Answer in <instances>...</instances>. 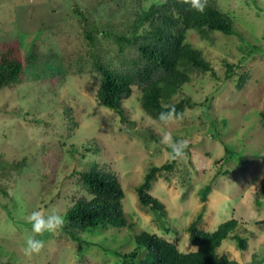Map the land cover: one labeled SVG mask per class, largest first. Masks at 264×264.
Here are the masks:
<instances>
[{
	"label": "rangeland",
	"instance_id": "1",
	"mask_svg": "<svg viewBox=\"0 0 264 264\" xmlns=\"http://www.w3.org/2000/svg\"><path fill=\"white\" fill-rule=\"evenodd\" d=\"M153 1L160 0H0V54L17 42L27 60L19 83L0 89V264H120L114 251L131 250L142 230L175 242L180 251L195 250L187 228L202 209L200 229L212 231L230 218L238 222L219 254L241 264L264 260V0H215L232 17L236 34L211 31L202 38L187 30L186 41L202 51L211 70L190 75L170 103L189 97L193 106L167 121L142 109L135 85L122 114L98 103L100 75L85 36L87 26L97 28V53L122 66L136 52L120 49L101 31L127 33L140 4ZM242 56L246 60L226 77V63ZM166 134L187 142L182 158H171ZM170 162L173 167L149 189L164 205L163 226L139 202L136 187L151 166ZM93 167L117 177L126 224L80 231L87 241L82 250L62 229L36 234L44 247L26 256L22 249L33 235L27 216L37 209L62 215L81 194L88 197L77 179ZM206 185L211 188L203 201ZM235 232L247 238L245 250Z\"/></svg>",
	"mask_w": 264,
	"mask_h": 264
},
{
	"label": "trees",
	"instance_id": "2",
	"mask_svg": "<svg viewBox=\"0 0 264 264\" xmlns=\"http://www.w3.org/2000/svg\"><path fill=\"white\" fill-rule=\"evenodd\" d=\"M190 4L191 0L153 1L146 7L140 4L132 19L128 20L127 33L102 30L104 36L113 37L120 44V49L129 47L136 52L135 55L125 56L124 64L120 67L111 66L102 60L96 51L98 29L86 27L85 36L89 44L92 69L100 75L96 92L99 104L122 114V101L131 95L132 86L135 85L140 88L142 109L154 119L160 120L162 112L180 115L185 106H193L189 97L170 103L171 98L189 81L192 73L211 70L202 51L186 41L187 30L194 29L202 38H207L211 31H220L226 35L236 34V31L232 17L222 11L215 0H206L203 13L196 11ZM78 14L84 22L88 21L86 14L80 9ZM244 60L246 56H242L235 64L226 63V77H230ZM26 63L25 54L17 42L5 46L0 54V89L19 83ZM243 83L242 74L236 86L240 89ZM260 116L264 124V111ZM225 151L230 153L228 149ZM172 167V162L151 166L142 183L136 187L139 202L153 211L161 224L165 216L164 205L149 193V189L158 174ZM78 175L77 183L88 197L81 194L67 207L62 214L65 219L62 230L82 250L83 243L87 241L79 235L80 231H92L99 226L121 227L126 224V218L122 208L124 190L113 172L93 167L80 171ZM210 188V185H206L201 189L203 201ZM257 204L260 205L258 200ZM203 212L204 209L187 228L189 241L196 246L195 250L180 251L175 242L142 230L134 234L135 246L131 250H116L114 253L121 257L120 264H241L227 254L217 252L222 241L237 228V220L227 219L214 230L206 231L198 228ZM232 237L240 249H246V237L236 232ZM263 262L264 260L252 257L247 264Z\"/></svg>",
	"mask_w": 264,
	"mask_h": 264
},
{
	"label": "clouds",
	"instance_id": "3",
	"mask_svg": "<svg viewBox=\"0 0 264 264\" xmlns=\"http://www.w3.org/2000/svg\"><path fill=\"white\" fill-rule=\"evenodd\" d=\"M188 2V0H185ZM190 6L196 11L203 13L206 7V0H191ZM174 111V110H173ZM172 118V112H162L160 114V120L167 121ZM163 142L170 145L172 148L171 158L177 160L182 158L185 155V149L187 148L186 141H176L172 140L171 134H166L163 137ZM28 222L31 224V232L33 235H30L23 247V253L32 257L38 255L43 247L44 241L38 239L36 234L43 235L44 233H55L57 230L63 228L65 224L64 216L58 212H42L40 210H34L30 215L27 216Z\"/></svg>",
	"mask_w": 264,
	"mask_h": 264
}]
</instances>
